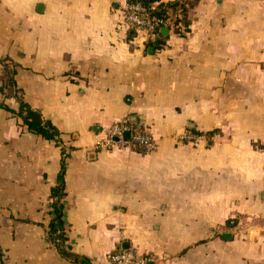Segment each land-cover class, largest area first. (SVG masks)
Segmentation results:
<instances>
[{"label": "crops", "instance_id": "0c3cea01", "mask_svg": "<svg viewBox=\"0 0 264 264\" xmlns=\"http://www.w3.org/2000/svg\"><path fill=\"white\" fill-rule=\"evenodd\" d=\"M128 3L0 0V264H82L48 239L63 152L11 111V70L71 149L73 253L264 264V0H184L158 48L124 26ZM123 121L157 149L99 148Z\"/></svg>", "mask_w": 264, "mask_h": 264}, {"label": "trees", "instance_id": "16d2710c", "mask_svg": "<svg viewBox=\"0 0 264 264\" xmlns=\"http://www.w3.org/2000/svg\"><path fill=\"white\" fill-rule=\"evenodd\" d=\"M182 2L183 1L180 0H129V3H140L151 9L155 15L168 20L170 24H173L176 27V31H179L178 20L173 19L172 12L174 10L179 11ZM173 21L176 22L174 23ZM163 40L164 36L160 32L159 37L152 43L155 47L158 48L161 47V43ZM0 61L3 60L0 59ZM5 87L12 88L14 97L19 103V108L17 111H11L21 119L22 124L27 128V130L37 135H41L46 140L55 142L57 146L61 147V150L63 152V163L58 176L57 184L51 189L52 211L51 219L47 226L48 239L50 243H52L58 250L60 255L66 260L74 263L89 264L87 258L73 253L67 245L63 203V197L65 196L64 161L66 157L69 156L71 149L65 147L64 143L61 140V132L59 131V129L50 120L46 119L41 111L29 105L19 94L20 92L16 85L14 70H11L8 73L7 80L4 82L2 88L3 92L5 90ZM136 148L137 150H143V148L140 146Z\"/></svg>", "mask_w": 264, "mask_h": 264}, {"label": "built area", "instance_id": "2783aa9c", "mask_svg": "<svg viewBox=\"0 0 264 264\" xmlns=\"http://www.w3.org/2000/svg\"><path fill=\"white\" fill-rule=\"evenodd\" d=\"M123 16L124 26L134 28L138 33H144L146 40L151 43L159 37L162 28L170 26L168 20L155 15L151 9L140 3H128L124 8ZM125 132L130 133L129 139L124 138ZM97 145L99 148L106 149L119 145H140L146 151L157 149V145L148 132L140 130L127 121L115 123L105 129V137ZM107 258L108 264H149L150 261L147 256L139 255L131 250L112 252Z\"/></svg>", "mask_w": 264, "mask_h": 264}, {"label": "water", "instance_id": "95a60500", "mask_svg": "<svg viewBox=\"0 0 264 264\" xmlns=\"http://www.w3.org/2000/svg\"><path fill=\"white\" fill-rule=\"evenodd\" d=\"M168 31H169V27H164V28L161 29V32H162L164 35H166V34L168 33ZM150 50H151V49H150ZM123 135H124V138H125V139H129V138H130V133H129V132H125ZM224 237L227 238V237H230V235H229V234H224ZM126 246H127V245H126Z\"/></svg>", "mask_w": 264, "mask_h": 264}]
</instances>
